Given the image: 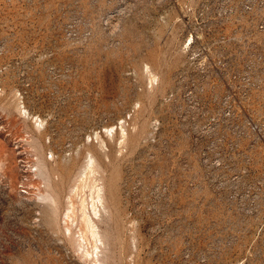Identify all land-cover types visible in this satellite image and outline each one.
<instances>
[{
	"label": "rangeland",
	"instance_id": "1",
	"mask_svg": "<svg viewBox=\"0 0 264 264\" xmlns=\"http://www.w3.org/2000/svg\"><path fill=\"white\" fill-rule=\"evenodd\" d=\"M0 264H264V0H0Z\"/></svg>",
	"mask_w": 264,
	"mask_h": 264
},
{
	"label": "bare ground",
	"instance_id": "2",
	"mask_svg": "<svg viewBox=\"0 0 264 264\" xmlns=\"http://www.w3.org/2000/svg\"><path fill=\"white\" fill-rule=\"evenodd\" d=\"M92 172V171H91ZM85 184H86V182H85ZM82 186V185H81ZM86 186V185H85ZM94 186V185H93ZM84 187V186H83ZM92 187V186H91ZM92 190H93V192H92ZM92 190L90 189V191H91V193H90V195H89V200L90 201H88V198L86 197V198H84L82 201H81V204H80V213H81V217H80V219H82L83 220V223H84V225H85V227H86V232L85 231H83V233L85 232L86 234L87 233H89L90 234V238H93V240L95 239H97V234H96V232H95V230H94V228H95V224H94V221H93V219H91L90 217H88V215H87V213H86V210L89 208V207H91V210H92V212H93V214H94V217H96L97 216V212H98V210H97V208H98V203L101 201V194H100V188H96L95 186L94 187H92ZM71 216V215H70ZM70 216H68V217H70ZM81 236V238L82 237H84L83 235H80ZM85 238V237H84ZM92 240V241H93ZM98 243V242H97ZM93 244V243H92ZM81 245V244H80ZM79 245V246H80ZM81 247H82V245H81ZM81 247H79V248H81ZM83 248V247H82ZM94 248V247H93ZM94 250H95V248H94ZM88 251V250H87ZM84 252H85V250H84ZM87 254V253H86ZM89 255V254H88Z\"/></svg>",
	"mask_w": 264,
	"mask_h": 264
}]
</instances>
